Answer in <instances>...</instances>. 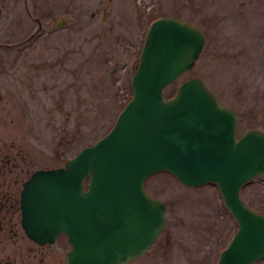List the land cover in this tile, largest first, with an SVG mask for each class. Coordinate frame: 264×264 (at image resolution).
Segmentation results:
<instances>
[{
	"label": "rangeland",
	"instance_id": "obj_1",
	"mask_svg": "<svg viewBox=\"0 0 264 264\" xmlns=\"http://www.w3.org/2000/svg\"><path fill=\"white\" fill-rule=\"evenodd\" d=\"M16 1L0 0V161L5 155L18 161L19 177L63 165L107 132L131 98L152 18H177L205 35L193 68L166 87L164 96L199 77L236 113L238 136L251 128L264 131V0ZM62 19L67 24L55 28L54 21ZM10 47L23 50L15 65ZM26 81L35 92L32 100ZM144 187L166 204V233L175 245L193 246L192 256L205 255V264H215L216 249L237 228L217 186L189 188L160 172ZM240 197L264 212V176L244 186Z\"/></svg>",
	"mask_w": 264,
	"mask_h": 264
},
{
	"label": "water",
	"instance_id": "obj_2",
	"mask_svg": "<svg viewBox=\"0 0 264 264\" xmlns=\"http://www.w3.org/2000/svg\"><path fill=\"white\" fill-rule=\"evenodd\" d=\"M204 42L203 32L188 22H151L132 97L109 132L63 167L37 170L24 181L22 221L29 237L53 241L64 233L67 264H126L166 223L164 203L146 192L144 181L168 172L186 186H218L238 228L217 264L264 258V216L239 196L244 184L264 175V131L251 128L237 137L236 113L199 77L185 80L171 98L163 95L194 66Z\"/></svg>",
	"mask_w": 264,
	"mask_h": 264
},
{
	"label": "flooded vegetation",
	"instance_id": "obj_3",
	"mask_svg": "<svg viewBox=\"0 0 264 264\" xmlns=\"http://www.w3.org/2000/svg\"><path fill=\"white\" fill-rule=\"evenodd\" d=\"M13 3H17V1L13 0ZM24 3L27 8V3ZM36 23L38 24V30H40L42 27L41 22L36 20ZM59 23H61V20L54 21V27L60 28L58 27ZM36 35L37 33L31 34L29 40L33 39ZM39 35L43 34L40 33ZM6 49L12 53L10 57H13V59L10 62L12 65H15L17 58L22 56L20 53H22L23 50L11 47ZM1 63H3V61L0 58V66ZM23 85L25 93L29 95L28 98L32 100L34 97V91H32L31 84L26 81ZM45 89V87L42 88L43 91H45ZM4 157L5 159L0 161V264H67L66 253L68 252L70 245L65 234H59L53 241H37L27 235L23 225V212L21 205L23 182L37 169L31 172L27 177H19L18 171H20V163H17L18 161L16 160L12 161L8 155H5ZM64 164L57 167H62ZM83 185L85 187L86 182H83ZM260 214L264 215V212H260ZM166 227L167 216L166 225L156 237V240L152 245L140 256L130 260L126 264H194L193 261L196 256H192L193 246L188 244L186 246H176L175 242L172 240V235L168 232L166 233ZM155 244L156 249L153 250L154 248L152 249V247ZM226 245L220 246L216 249L214 256V260H216L215 264L217 263L221 251ZM176 251L179 253L184 251L186 254V257H184L185 259L178 258L176 256ZM204 256H197L196 259L198 262L195 264H205L206 258L208 257L205 256V258ZM260 262H264V259H260L254 264Z\"/></svg>",
	"mask_w": 264,
	"mask_h": 264
},
{
	"label": "trees",
	"instance_id": "obj_4",
	"mask_svg": "<svg viewBox=\"0 0 264 264\" xmlns=\"http://www.w3.org/2000/svg\"><path fill=\"white\" fill-rule=\"evenodd\" d=\"M154 19H156V18H152L151 21L154 20ZM173 94H174V90H172V91L169 93V97L172 96ZM111 126H112V125H111ZM111 126H110V128H111ZM110 128H109V129H110ZM109 129H108V130H109ZM108 130H107V131H108ZM245 186H246V185H245Z\"/></svg>",
	"mask_w": 264,
	"mask_h": 264
}]
</instances>
